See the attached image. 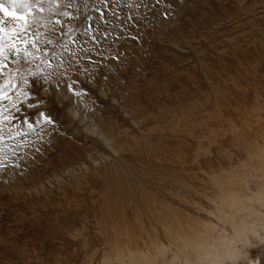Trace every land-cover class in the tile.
Listing matches in <instances>:
<instances>
[{"label":"rangeland","instance_id":"374dc122","mask_svg":"<svg viewBox=\"0 0 264 264\" xmlns=\"http://www.w3.org/2000/svg\"><path fill=\"white\" fill-rule=\"evenodd\" d=\"M68 2L44 15L77 29L75 57L65 35L46 44L59 25L30 31L38 56L75 65L37 80L31 105L15 91L18 110L0 102L18 127L40 111L55 122L0 172V264H196L194 247L237 230L264 199V0H107L98 45L83 34L85 17L98 23L95 0ZM11 61L6 74L49 71ZM246 240L226 264L256 262L264 236Z\"/></svg>","mask_w":264,"mask_h":264},{"label":"snow or ice","instance_id":"6c2138e0","mask_svg":"<svg viewBox=\"0 0 264 264\" xmlns=\"http://www.w3.org/2000/svg\"><path fill=\"white\" fill-rule=\"evenodd\" d=\"M46 2L47 8L45 7ZM95 2L97 4L95 11L98 12V23L94 30L93 24L91 23L92 17H85L83 21V34L93 45H98L100 36L95 33L100 31L99 24L108 23L105 12L101 10V7L106 9L109 5L107 0H95ZM74 3L75 0H69L65 7L71 8L74 6ZM53 8H60L59 0H0V77H4L5 75L7 77L3 83H0V102L8 100L9 103H12V107L17 108V110L18 106L11 100L8 93L15 91L17 96L29 97V93L36 86L37 80H43L44 83H49L50 76H65L75 65L74 59L65 61L61 57L59 64H53L49 60L44 59V57L37 55L41 51L37 43L40 39V34L30 30L34 25L43 28L46 26V23H54L60 26L59 31L57 29H51L52 35L45 34L46 44L50 46L55 45L59 36L65 35L68 38L60 44V47L65 52H69L70 57L76 56L74 51H70L69 45H72L73 48L76 47V37L72 33L77 32V29L68 28L65 31L63 20L56 19L55 21H48L44 14L45 12H51ZM60 15L67 19H73L67 11L61 12ZM76 19L79 18L77 17ZM24 34H28L30 38L26 37L21 39ZM106 38L105 36L104 39ZM29 47L32 48V52L28 51ZM47 55L48 53L45 52L44 56ZM21 56H23V62L26 64L31 63L33 60H43L45 67L49 71L32 73L30 77L20 72L19 69H14L6 74L3 69L9 67V64L6 63L9 57L12 58L11 62L13 64H19ZM30 57L31 59H29ZM76 58L78 59V57ZM113 59H116V57H113ZM65 65L68 66L66 67ZM18 80L20 84L24 85L22 89L20 88V84L17 83ZM57 83L59 84L60 80H57ZM44 90L43 85H41L40 91ZM66 90L72 92L73 95H79V91H74V85L72 84L66 85ZM28 102L31 105L30 97ZM5 111L9 114L6 115ZM10 113L11 109H0V172L7 171L8 169H18L20 167L18 162L20 150L26 149L29 146L26 138L31 134L43 132L49 126L54 127L55 124L49 115L40 111L35 124L24 119L22 125L18 127L15 124V117ZM13 156L15 159H11ZM10 159L11 163H9ZM256 264H264V254H261Z\"/></svg>","mask_w":264,"mask_h":264},{"label":"bare ground","instance_id":"6f19581e","mask_svg":"<svg viewBox=\"0 0 264 264\" xmlns=\"http://www.w3.org/2000/svg\"><path fill=\"white\" fill-rule=\"evenodd\" d=\"M256 190L258 189L256 188ZM258 193H260L261 196L264 197L261 191H258ZM261 202L262 203L258 204V206H255L256 209H254L253 212L248 213L245 217H239L237 230L233 231L230 229V227L227 228V231L230 233V242H224V237L228 236V233L218 235L216 239L213 238V240H211L207 244L203 243L206 245V248L204 250L194 247L196 251L192 250V252L196 254V264H226V261L232 260L231 258H229L231 253L230 250H233L231 244H234V246H242L246 236H248V240H246V242H258L259 238L261 239L264 236V199L261 200ZM165 218V224L168 225V223H171V225H173V227H175L176 229H183V231L189 230V228H184L183 226L181 227L179 221H176V219L174 220L176 222H169L166 216ZM181 221L182 220H180V222ZM257 222H260L262 225L257 227ZM198 236L202 238L205 237L204 234H198ZM184 237L186 238V241H184L185 245H187L186 243L189 244L193 241L190 239L189 233L184 235ZM261 254H264V249L262 250V252H260L258 259L260 258ZM231 263L233 264V262ZM235 263L238 264V262ZM253 264H256V262H254Z\"/></svg>","mask_w":264,"mask_h":264}]
</instances>
